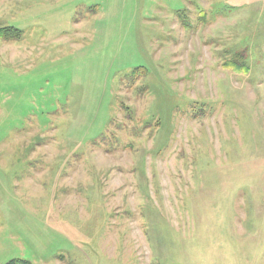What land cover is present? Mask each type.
<instances>
[{"label": "rangeland", "instance_id": "rangeland-1", "mask_svg": "<svg viewBox=\"0 0 264 264\" xmlns=\"http://www.w3.org/2000/svg\"><path fill=\"white\" fill-rule=\"evenodd\" d=\"M0 21V264H264V0Z\"/></svg>", "mask_w": 264, "mask_h": 264}, {"label": "trees", "instance_id": "trees-1", "mask_svg": "<svg viewBox=\"0 0 264 264\" xmlns=\"http://www.w3.org/2000/svg\"><path fill=\"white\" fill-rule=\"evenodd\" d=\"M0 37L6 41L20 40L23 37V30L11 24L5 25L0 21ZM235 62L237 64H234V66L238 70L247 69L248 67V65L244 62L242 63H240L239 61H235ZM229 67H233V66H229ZM6 264H34V263L26 259L14 258L9 262H7Z\"/></svg>", "mask_w": 264, "mask_h": 264}, {"label": "crops", "instance_id": "crops-1", "mask_svg": "<svg viewBox=\"0 0 264 264\" xmlns=\"http://www.w3.org/2000/svg\"><path fill=\"white\" fill-rule=\"evenodd\" d=\"M4 41H6V40H4ZM6 42H8V43H6L7 46L10 47L11 46V43L9 41H6Z\"/></svg>", "mask_w": 264, "mask_h": 264}]
</instances>
